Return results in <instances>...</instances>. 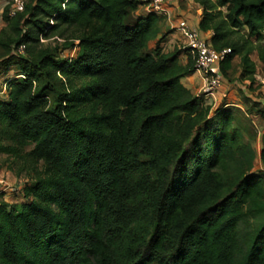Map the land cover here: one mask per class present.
Wrapping results in <instances>:
<instances>
[{
    "label": "trees",
    "instance_id": "1",
    "mask_svg": "<svg viewBox=\"0 0 264 264\" xmlns=\"http://www.w3.org/2000/svg\"><path fill=\"white\" fill-rule=\"evenodd\" d=\"M195 1L199 29L231 49L224 77L239 56L254 83L264 0ZM143 4L5 7L0 48L21 77L0 96V152L34 175L21 201L0 200V264H264V139L257 155L233 125L238 107L213 108L182 83L196 59L151 46L165 18L135 15Z\"/></svg>",
    "mask_w": 264,
    "mask_h": 264
},
{
    "label": "rangeland",
    "instance_id": "2",
    "mask_svg": "<svg viewBox=\"0 0 264 264\" xmlns=\"http://www.w3.org/2000/svg\"><path fill=\"white\" fill-rule=\"evenodd\" d=\"M3 5L1 3L0 9L2 8V11L5 9V7H2ZM135 15L138 14L135 13ZM4 25L5 23L3 19H0V30ZM53 46L55 48L54 53L59 58L73 57L76 54L75 49L71 50L69 47L58 42H54ZM20 55L25 56L24 54ZM252 58L257 64L256 74L259 76L258 78L263 80V82L259 81V84L256 85L257 92L253 93L254 99L251 97L256 103H254L252 105L253 107L250 109H242L238 107L235 116L236 120L233 125L238 130L242 129L243 139L245 141L249 140V142H253V145H255V148L258 150L259 147L260 149L262 148L264 139V117H257L261 112L264 114V106L259 108V105L261 104L260 102L264 103V66L258 60L256 53L252 55ZM6 59L7 54L5 50L0 48V96L5 99L7 98V82L14 78L21 77L19 65L15 64V62L14 64H8ZM231 78H233V75H231ZM56 96V93L50 94L49 105H53L57 98ZM0 141L3 143L7 142V140L5 138L3 139L1 136ZM31 148L32 145H24L21 150L23 155L30 151ZM29 166H31V164L28 162L26 163L25 158L0 152V200L3 199L6 202L11 203L23 199L20 189L26 183L31 182V178L34 175V173L30 171L31 169ZM36 166L39 171L44 167L42 161ZM261 168L262 166L257 158L252 172L258 173L262 170Z\"/></svg>",
    "mask_w": 264,
    "mask_h": 264
},
{
    "label": "crops",
    "instance_id": "3",
    "mask_svg": "<svg viewBox=\"0 0 264 264\" xmlns=\"http://www.w3.org/2000/svg\"><path fill=\"white\" fill-rule=\"evenodd\" d=\"M9 1L10 0H0V6L2 3V5L4 4L2 7H6ZM169 12V18L161 21V31L158 34L157 38L151 43V46L154 47L157 41L160 40V45L164 52L178 51V62L182 65H186L189 56V52L186 48L187 39L182 34V32L177 29V25L181 20H186L189 25L199 28V22L203 14V7L195 0H174L169 7ZM136 13L139 16H145L146 14H148L143 5H140L138 7ZM0 19H3L2 8L0 9ZM212 33L213 32L211 30L201 31V35L208 40H211ZM240 63V57L236 56L232 61V68L228 71L227 76L224 77L223 87L217 92L215 96V102L213 105L214 108L218 105H223V107L235 106L242 109H250L253 107L252 105L256 103L253 100V93L257 92L256 85L259 84V81L263 82V80L258 78L259 76L255 74V81L254 83H251L249 79L243 76ZM261 64L264 66L262 62ZM231 75H233V78H231ZM204 82L205 80L202 73L197 69L191 73L186 74L182 78V83L195 96H199L201 94ZM260 103L261 104L259 105V108L264 106L263 102ZM260 116L264 117V114H262L261 112L257 117ZM251 143L253 144V142ZM253 146L255 148V145ZM255 151L256 154L259 155L260 147L258 148V150L255 148Z\"/></svg>",
    "mask_w": 264,
    "mask_h": 264
},
{
    "label": "built area",
    "instance_id": "4",
    "mask_svg": "<svg viewBox=\"0 0 264 264\" xmlns=\"http://www.w3.org/2000/svg\"><path fill=\"white\" fill-rule=\"evenodd\" d=\"M28 0H10V15L23 11ZM174 0H144L143 6L148 13H154L163 18H169V7ZM177 29L186 37V48L196 59V69L204 77V86L201 92L205 104H210L214 108V100L217 92L223 87L224 75L220 63L225 60L231 52L230 48L217 51L212 43L201 35L198 27L188 24L186 20H181ZM24 46H20L17 52L23 54Z\"/></svg>",
    "mask_w": 264,
    "mask_h": 264
}]
</instances>
